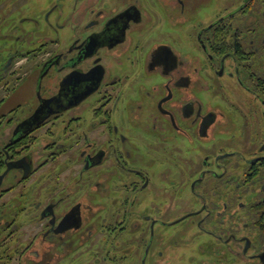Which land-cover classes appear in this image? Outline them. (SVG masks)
<instances>
[{
  "label": "flooded vegetation",
  "instance_id": "af4514ba",
  "mask_svg": "<svg viewBox=\"0 0 264 264\" xmlns=\"http://www.w3.org/2000/svg\"><path fill=\"white\" fill-rule=\"evenodd\" d=\"M253 1H0L6 96L37 88L0 115V264H264Z\"/></svg>",
  "mask_w": 264,
  "mask_h": 264
},
{
  "label": "rangeland",
  "instance_id": "374dc122",
  "mask_svg": "<svg viewBox=\"0 0 264 264\" xmlns=\"http://www.w3.org/2000/svg\"><path fill=\"white\" fill-rule=\"evenodd\" d=\"M1 1V0H0ZM207 4L202 6V11L205 13H208L209 15H212L213 13L221 11L224 7L230 6V7H237L240 5V3L243 0H207ZM6 8L0 7V115L5 114L6 115V108H12L16 106L21 101H24L26 99H34L37 88H36V82H35V76H24L20 78H16L14 80H11L8 83V87L10 88V92L8 96H6V77H2L3 68L6 65V58L7 56L12 52L13 46L18 48H23L21 42L18 44H15L14 37L7 36V33L9 32V29H6ZM11 15V17H14L15 15H20L19 12H16ZM15 33V32H14ZM15 35V34H14ZM11 50V51H10ZM31 99V100H32ZM6 124H3L2 127H4ZM2 127H0V131H2ZM1 134V133H0ZM240 140V136L238 137ZM3 139L0 138V144L2 143ZM152 177L154 181L158 184L162 182V169L160 166L155 165L152 168ZM154 198H160L157 194L154 195ZM185 250V248H183ZM191 249L186 248V254H184V259H186V262L183 264H192L188 261L189 257L193 252L190 251ZM181 253V252H180ZM179 255V254H178ZM142 254L140 252L139 258H141ZM235 264H242L241 261L238 259H235ZM139 264H141V261L139 259Z\"/></svg>",
  "mask_w": 264,
  "mask_h": 264
},
{
  "label": "trees",
  "instance_id": "16d2710c",
  "mask_svg": "<svg viewBox=\"0 0 264 264\" xmlns=\"http://www.w3.org/2000/svg\"><path fill=\"white\" fill-rule=\"evenodd\" d=\"M260 2H261V3H262V2L264 3V0H254V1L252 2L251 5L254 6V4H255V5L260 6Z\"/></svg>",
  "mask_w": 264,
  "mask_h": 264
}]
</instances>
